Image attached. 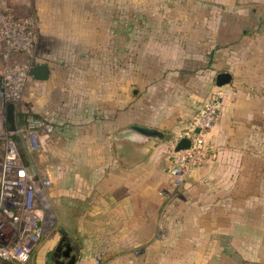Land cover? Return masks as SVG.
Masks as SVG:
<instances>
[{
    "label": "crops",
    "instance_id": "1",
    "mask_svg": "<svg viewBox=\"0 0 264 264\" xmlns=\"http://www.w3.org/2000/svg\"><path fill=\"white\" fill-rule=\"evenodd\" d=\"M151 23V96L138 106L144 114L127 119L116 107L108 112L104 90V102L95 104L91 95L82 113L74 102L65 115L62 86L52 82L58 113L55 121L47 117L56 125L50 149L73 153L58 212L69 215L75 264L199 262L187 248L202 256L201 216L209 208L193 189L174 206L177 176L166 154L211 96L219 118L204 134L212 150L205 167L217 170L213 179L228 190L219 185L207 196L218 199L210 229L227 249L200 263L264 264V0H151ZM220 72L231 80L216 86ZM111 113L116 127L109 132ZM134 126L162 138L142 137Z\"/></svg>",
    "mask_w": 264,
    "mask_h": 264
},
{
    "label": "rangeland",
    "instance_id": "2",
    "mask_svg": "<svg viewBox=\"0 0 264 264\" xmlns=\"http://www.w3.org/2000/svg\"><path fill=\"white\" fill-rule=\"evenodd\" d=\"M0 2H4L16 18L32 20L31 61L45 63L50 68L49 82L46 85L39 86L38 81L29 78L27 90L22 96L23 100L17 102L18 110L38 113L55 121L53 117L58 112L52 108L51 103L53 99L51 88L54 86L52 82L55 81L62 86V94L65 95L66 104H62L61 110L65 115L69 113L71 107L69 105L74 102L81 106L80 112L76 113H82L83 106H87L86 100L89 101L91 95L93 96L91 100L98 105L99 97L104 90L106 95L108 93L105 97L108 112L112 111V107L114 109L116 107L117 114H123L127 119L146 112L142 106L141 109L138 106L140 104L147 106L148 95L151 96V26H154L151 23V0H0ZM19 60L18 57L9 63ZM72 86L74 90L70 94ZM145 96L147 99L143 100ZM210 98H207V101ZM100 100L103 101V97ZM149 106L151 108V97ZM39 107L41 111L37 109ZM114 113L110 114L113 121L109 125V132L116 127ZM48 152L35 156L33 161L35 172L50 181L46 193L54 218L53 225L45 230L41 242L24 262L0 259V264H46L50 261L49 255L54 251L62 233L66 234L69 230L68 213L60 214L58 210L62 195L68 191L64 187H67L66 178L70 172L72 162L70 159L73 153L63 149L60 151L49 149ZM58 156L60 166L57 165ZM208 159L210 157L192 169V173L188 172L181 180L172 182L173 201L188 196L189 190L193 189L204 194L203 207L209 208L208 212L201 216L203 225L207 227L202 233V256L201 253H196L194 248L189 246L187 248L190 255L198 256L199 262L196 264H201V261L217 256L227 249V242L220 237V241L216 243L217 232L210 229L213 216L211 208L216 205L218 199L207 196L219 185L227 191L228 184H221L213 179L218 172L209 165L205 167ZM173 175L171 172V176ZM196 175L199 176L198 179H195ZM191 197L194 203L193 198L196 195ZM179 202L177 201L174 206L177 207ZM198 202L202 203L200 200ZM223 202L227 205L228 200L225 199ZM143 264L154 263L146 261Z\"/></svg>",
    "mask_w": 264,
    "mask_h": 264
},
{
    "label": "built area",
    "instance_id": "3",
    "mask_svg": "<svg viewBox=\"0 0 264 264\" xmlns=\"http://www.w3.org/2000/svg\"><path fill=\"white\" fill-rule=\"evenodd\" d=\"M31 23V19L16 18L0 2V259L17 262H24L32 254L54 222L46 193L50 181L26 166L13 139L14 135L19 136L25 150L35 157L49 153L56 130L53 121L38 113L34 116L29 112L23 127L18 128L15 122L17 102L23 100L28 80L32 78L29 69L41 64L31 61ZM18 57L19 61L9 63ZM9 103L15 107L13 130L6 121ZM218 118L219 101L211 97L195 112L187 130L170 141L167 156L172 160L175 181L211 157L212 150L204 142V134ZM183 137L190 139V147L175 151Z\"/></svg>",
    "mask_w": 264,
    "mask_h": 264
},
{
    "label": "water",
    "instance_id": "4",
    "mask_svg": "<svg viewBox=\"0 0 264 264\" xmlns=\"http://www.w3.org/2000/svg\"><path fill=\"white\" fill-rule=\"evenodd\" d=\"M29 75L32 77V79L36 80V81H46L49 79L50 77V68L47 64H36L33 65L30 69H29ZM231 80V76L230 74H228L227 72H220L216 75L215 77V84L216 86H222L225 85L227 83H229ZM13 109H14V105L12 103H9L7 106V121L10 124V129L13 130L14 126H13ZM131 129H133L137 134H140L142 137L145 138H162V134L159 133L158 131H156L155 129L149 128V127H143V126H134ZM195 132H198V130H195ZM191 145V141L189 138L187 137H183L181 138L174 150L175 151H179L182 149H186L189 148ZM64 255L68 254V251L63 252ZM76 261V256H72L71 257V264H75ZM54 264H62L61 260H57L55 261Z\"/></svg>",
    "mask_w": 264,
    "mask_h": 264
},
{
    "label": "flooded vegetation",
    "instance_id": "5",
    "mask_svg": "<svg viewBox=\"0 0 264 264\" xmlns=\"http://www.w3.org/2000/svg\"><path fill=\"white\" fill-rule=\"evenodd\" d=\"M7 106H6V116H7ZM14 112H15V107L13 109V115H14ZM6 121H7V117H6ZM9 128H10V124H9ZM67 237L68 236L66 234L62 235L58 244L54 248V251L49 255L50 261H47L46 264H54L55 261L57 260H61L62 264H71V257L76 256L74 252L75 246L72 243H70ZM65 251H68L67 255H64L63 252Z\"/></svg>",
    "mask_w": 264,
    "mask_h": 264
},
{
    "label": "trees",
    "instance_id": "6",
    "mask_svg": "<svg viewBox=\"0 0 264 264\" xmlns=\"http://www.w3.org/2000/svg\"><path fill=\"white\" fill-rule=\"evenodd\" d=\"M26 59H28V58H26ZM28 115H29V112H27V110H26V112H25V110H17V112L15 114V122H16V126L18 128L24 126L25 119ZM33 115L36 116L35 114H33ZM13 139L17 144V147L21 153L22 159H23L24 163L26 164V166L34 169L35 166L33 165V163H34L33 160L35 157L25 150V148L23 146L22 139L19 136L14 135Z\"/></svg>",
    "mask_w": 264,
    "mask_h": 264
}]
</instances>
